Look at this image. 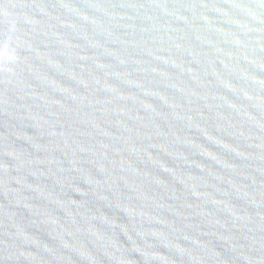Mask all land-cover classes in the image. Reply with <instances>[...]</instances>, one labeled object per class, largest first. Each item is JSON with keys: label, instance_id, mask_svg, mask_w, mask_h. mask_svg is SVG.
Returning <instances> with one entry per match:
<instances>
[{"label": "water", "instance_id": "1", "mask_svg": "<svg viewBox=\"0 0 264 264\" xmlns=\"http://www.w3.org/2000/svg\"><path fill=\"white\" fill-rule=\"evenodd\" d=\"M0 264H264V0H0Z\"/></svg>", "mask_w": 264, "mask_h": 264}]
</instances>
